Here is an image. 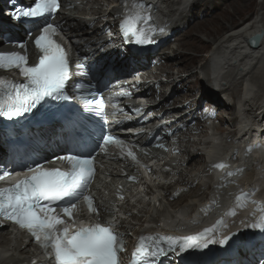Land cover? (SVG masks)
<instances>
[{"label": "snow or ice", "instance_id": "obj_1", "mask_svg": "<svg viewBox=\"0 0 264 264\" xmlns=\"http://www.w3.org/2000/svg\"><path fill=\"white\" fill-rule=\"evenodd\" d=\"M60 7L59 0H34L28 7L14 4L3 15L11 23L34 21L55 15ZM141 18L120 19L119 28L126 46L112 60L101 62L89 53L78 56L73 66L65 48L54 39L58 26L50 22L40 26L39 34L33 39L40 53L36 63L28 64L26 51L0 52V68L19 69L24 77L22 82L0 79V117L10 122L31 121L37 129L43 128L55 136L57 146L63 143L66 154L53 159L64 160L69 165L61 169L45 167L47 162L28 163L18 180L0 187V224L8 220L27 230L54 264H120L119 253L124 251V242L113 225L92 223L74 229L60 225L66 223L62 217L75 223L73 209L77 205L73 201L80 197L97 213L87 191L95 175L97 149L106 153L114 143L120 147L121 154L127 148V156L140 163L136 152L108 132L94 116H103L105 111L99 86L138 61L145 47L155 43L156 32L163 31V28L146 30L139 26ZM146 19L150 21L151 15ZM27 35L31 38L32 31L28 30ZM261 40L264 32L251 37L250 43L258 45ZM15 43L20 49L27 48V41ZM24 134L31 136V129ZM21 135L18 130L0 129V146L19 140ZM0 173L3 180L11 170L0 166ZM57 207L60 212L56 211ZM221 223L217 221L193 235H141L132 252V264H160L162 258H167L169 264H264V216L241 220V226L227 235L218 234Z\"/></svg>", "mask_w": 264, "mask_h": 264}, {"label": "bare ground", "instance_id": "obj_2", "mask_svg": "<svg viewBox=\"0 0 264 264\" xmlns=\"http://www.w3.org/2000/svg\"><path fill=\"white\" fill-rule=\"evenodd\" d=\"M3 1L5 0H0V23L2 24L9 23L7 17L3 15L6 12L2 3ZM65 1H69V4L74 3L76 5L74 9L65 12L62 11L57 16L59 21H63L62 26L65 31L70 34L72 38L83 39L85 41L94 38V36H97L95 40L102 39L103 35L99 33L100 30L97 24L101 19H104L108 14L112 13H107V15L105 13L104 4L106 0ZM199 1L200 0H149V2L155 4L156 13L160 19L164 21L165 27H167L169 31H173L174 34L171 39L175 42L178 41L179 38L184 39L186 37L191 39L189 41L178 42V45H176L174 49H172V44L168 43L155 54L151 56L148 54L146 56L147 62L157 58L159 64L154 66L153 69L143 71L148 80V86L152 84L151 78L166 77L170 79L166 85L159 81H157V83L162 87L168 86L170 92L175 94L179 92L178 86L180 87V85H182L183 94L173 97V103L167 107H165V104L168 103L171 94L159 93L157 95L161 99L159 102H155L156 104L152 107H157V110H159L156 112L161 111L163 115L180 112L185 110L189 105L192 106L194 103L193 101H195V103L197 102L198 94L201 93V96L203 95L202 88L209 90L217 86L219 93H221L223 97V105L215 103L219 113L217 117L220 122L219 125L214 126L215 134L217 135H206V132H204L203 128L198 124L195 125V127L191 126V129H197L201 132V138L204 142L206 141L204 145H200L199 142H192L191 135H189L188 132H182L180 135V138L183 139L181 142V149H186V152L178 159H173L170 163H173V165L180 169L181 174L179 176L182 181H190L191 183L196 180H202L201 174L205 175L209 170L208 161L211 158H216L219 155L229 156V151H227V149L230 144L234 143L230 150V154H232L231 158L234 155L236 156V151L241 153L239 149L241 144L246 141V136L252 132L251 129L248 128V123L245 118L251 116L254 118L256 115L255 112L259 109H262L261 113H264V40H261L254 48L249 47L248 50H246L244 46L246 37L258 33L261 30L264 32V0L258 4L259 8L256 12V16L251 19L242 20L240 23L228 21V24L217 26L210 22L209 26H204L200 29L201 33L199 34H193L190 31L185 32L190 27L189 25L185 27L184 31H179L184 28L185 24H190L189 20L196 15L199 6H208L206 2L200 4ZM208 3H213V0L210 2L208 1ZM224 4L227 8L233 6V12L244 11L246 6L243 3L239 4L236 0L232 2L228 1V4L221 2L222 6H224ZM195 9L196 11H194ZM88 21H95L91 28H87L85 25ZM106 25L111 26L110 23ZM221 28H225L226 32L216 37ZM3 29L2 25V31ZM17 34L22 35L20 32H17ZM202 34L204 36H202ZM113 35L114 37L111 38L113 49L110 51V54L115 55L119 48L115 41L117 32ZM171 39L166 41L169 42ZM104 41L105 38L102 39L103 43ZM206 42L212 43L211 48L203 54L199 61L193 66L192 70H186L189 64L196 62L194 53L201 49V45H197V43L203 45V43ZM1 43L0 37V45ZM188 51L189 53L187 54ZM179 64L184 65L178 70L174 69V66ZM130 68L131 65L129 64L123 71L127 73L130 71ZM228 90H230V92ZM225 92H227L228 95L224 94ZM213 97L216 100L218 99L217 101L221 99L218 95ZM225 111L229 116L228 118L220 115V113ZM167 120H170V126L174 125L171 123L172 119L170 117ZM185 124H187V122H185ZM225 125H228V128L225 127ZM234 150L235 152H232ZM4 155V149L0 146V161L4 158ZM186 155L190 158V169L184 168L181 165L183 157ZM232 160L234 159L232 158ZM236 161H238V159L233 163H236ZM263 163V159L257 150L242 148V158L239 163L241 169L237 174L230 177L231 185H226L220 195L211 192L210 198L216 199L217 203L226 202L233 188H237L238 190L233 197L238 196L240 198L230 212L222 214V223L219 225L218 234L227 235L228 232L234 231L237 227L241 226L240 221L245 220L244 217L249 214L244 213L245 210H247L245 203L243 201L240 203L242 199L248 198L246 190H253L254 193L258 195L257 198L259 197L261 200V204L263 203ZM211 185L212 183L208 182L201 188L198 186L196 192L199 191V195L190 196L186 194L175 202H171L169 197L165 199L162 198L164 207L161 205L154 207L149 203L141 204L138 207L140 208L138 212L141 216L133 215L131 219L144 222L161 216V220H163L165 224L168 222L169 225L177 226L178 221L183 217L182 214L193 210L196 204L203 199L202 193H208L210 191L209 187ZM107 195V192L104 193L105 208L110 209L111 199L107 198ZM155 195L158 196L159 192H156ZM155 195L152 196V199L157 198ZM207 201L208 198L206 197V202ZM197 207V210H201V203H199ZM179 209L180 211H178ZM124 210L125 213H128L131 211V208L127 209L124 207ZM219 210L221 209L219 208ZM198 218V222L192 223L193 220L191 217H188L186 223L185 221H181L178 225H188L189 227L186 228L187 231H202L204 228L209 227L210 221L214 219L211 215L198 216ZM131 221L128 222L130 226L133 224V221ZM194 221H196V219ZM226 221L227 226L224 224ZM125 230L126 232L130 231V229ZM29 252L28 247L22 244L21 239L12 238L3 231H0V264H20L22 259H24Z\"/></svg>", "mask_w": 264, "mask_h": 264}, {"label": "rangeland", "instance_id": "obj_3", "mask_svg": "<svg viewBox=\"0 0 264 264\" xmlns=\"http://www.w3.org/2000/svg\"><path fill=\"white\" fill-rule=\"evenodd\" d=\"M208 1L210 2L211 0H200L199 1L200 4L203 2L204 3L206 2V5H208V6L207 7H204L203 5L199 6V9L196 12V15H194V17L189 20L190 24H185L184 28L180 29L179 31H181V32L184 31L185 27H187L189 25L190 27L185 32L190 31L193 34H199V33H201L200 29L203 28L204 26H209L210 22L216 24V26L228 24V21H234V22L240 23V22H242V20L251 19L254 16H256V12L258 11V8H259L258 4L260 2H262V0H252V1L241 0V2H240V0H236L239 4L243 3L246 5L245 10L240 11V12L239 11L233 12V10H232L233 6L227 8V7H225L226 6L225 4H224V6L221 5V2L228 4V1L232 2L233 0H213V3H208ZM194 11H196V9ZM195 27H196V29H195ZM224 32H226L225 28L219 29L216 37L221 36L222 34H224ZM181 34H183V33H181ZM180 36H183V35H180ZM202 36H204V35L202 34ZM190 39L191 38H186V37L184 39L179 38V40L176 42L174 40L173 41L171 40V42L169 44H172L171 45L172 49H174V48H176V45H178V42L180 43L181 41L182 42L183 41H189ZM197 45H201V49H199L198 52L194 53L196 62L189 64L188 68L186 70L190 71L193 69V66L199 61V59L203 56V54L211 48L212 43L206 42V43H203V45L197 43ZM182 47H184V46H182ZM181 50H185V49H181ZM188 53H189V51L187 52V54ZM183 65L184 64L176 65V66H174V69L178 70ZM228 91L230 92V90H228ZM224 94L228 95L227 92H225ZM220 115H224L225 117H228L227 114L224 112Z\"/></svg>", "mask_w": 264, "mask_h": 264}]
</instances>
